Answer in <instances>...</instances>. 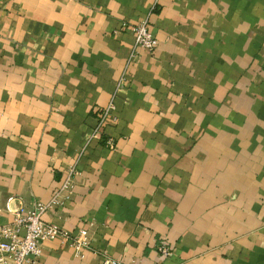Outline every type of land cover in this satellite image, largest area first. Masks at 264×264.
I'll return each mask as SVG.
<instances>
[{"label": "crops", "instance_id": "1", "mask_svg": "<svg viewBox=\"0 0 264 264\" xmlns=\"http://www.w3.org/2000/svg\"><path fill=\"white\" fill-rule=\"evenodd\" d=\"M74 163L35 264H264V0H0V224Z\"/></svg>", "mask_w": 264, "mask_h": 264}, {"label": "built area", "instance_id": "2", "mask_svg": "<svg viewBox=\"0 0 264 264\" xmlns=\"http://www.w3.org/2000/svg\"><path fill=\"white\" fill-rule=\"evenodd\" d=\"M122 26L130 27L133 32L135 48L141 47L150 53L155 52L158 39L149 28L148 18L130 25L123 22ZM115 112L116 105L112 98L98 115L93 137H102L106 125L116 122ZM105 143L109 148L115 147L112 137H107ZM77 173V165H70L65 170L61 187L54 191L48 202L35 201L30 206H20L13 210L14 220L11 223L0 224V264H35L42 253L43 243L58 237L70 241L78 256H82L85 249L91 248L90 238L85 230L71 234L43 218L45 212L61 207L71 199ZM157 248L163 257L173 254L172 246L165 239L159 240ZM102 259V264H120V261L105 252H102Z\"/></svg>", "mask_w": 264, "mask_h": 264}]
</instances>
